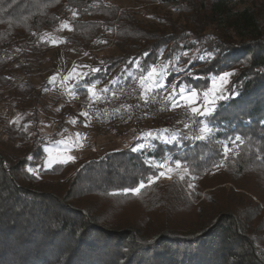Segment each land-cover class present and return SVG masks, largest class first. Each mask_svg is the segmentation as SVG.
Here are the masks:
<instances>
[{
  "label": "trees",
  "instance_id": "obj_1",
  "mask_svg": "<svg viewBox=\"0 0 264 264\" xmlns=\"http://www.w3.org/2000/svg\"><path fill=\"white\" fill-rule=\"evenodd\" d=\"M136 2L152 9L158 20L146 22L138 10L109 0H0V102L9 98L32 108L34 128L25 133L19 127L9 130L13 140H32L29 155L44 175H29V161L0 153V264H264V252L245 229L249 216L243 210L212 216L191 232L165 227L147 235L141 227L108 223L99 213L94 219L81 208L79 195L107 196L117 204L149 199L153 209L186 204L191 201L185 186L203 176L256 175L264 181V0ZM69 13L76 17L65 41L82 53L101 47L97 43L111 40L117 29L120 55L103 59L92 52L93 60L85 62L92 68L86 71L89 75L79 77L70 89L78 88L81 96H91L83 92L91 83L115 89L170 61L172 67L184 64V70L170 74L166 83H173L175 75V85L184 83L196 91L209 90L225 72L234 73L223 89L231 98L219 101L213 116H198L190 127L143 128L144 135H152L88 158L69 178V163L45 167L36 162L44 155L48 136L39 130L42 102L32 91L30 74L41 69L50 50L45 33L59 27ZM131 70H137L135 76ZM115 78L119 80L113 83ZM7 89L8 94L1 92ZM206 123L213 132L206 140H196L195 131ZM172 135L177 140L166 143ZM163 161L169 166L180 161L197 178L151 182ZM60 174L70 180L65 195L45 188L47 176ZM141 183L145 187L134 191ZM165 187L172 194L165 195Z\"/></svg>",
  "mask_w": 264,
  "mask_h": 264
},
{
  "label": "rangeland",
  "instance_id": "obj_2",
  "mask_svg": "<svg viewBox=\"0 0 264 264\" xmlns=\"http://www.w3.org/2000/svg\"><path fill=\"white\" fill-rule=\"evenodd\" d=\"M109 1L117 3L124 8H131L134 11L138 10L139 18L146 22H155L158 20L153 15L154 12L152 9L138 4L136 0ZM75 17L74 13H69V17L59 27L45 33L44 37L50 43V50L44 58L41 69L30 74L35 86V89L32 91L40 94V101L42 102V108H39V130L48 136L46 143L43 145V150H41V154L43 152L44 155L36 158V162L47 167L50 157L57 161L53 165L61 164L59 160L62 157L69 155L75 157L74 162H68L66 178L72 176V171L77 169L78 165L88 158L97 156L106 149L126 147L132 145L135 140H141L145 136L141 131L145 128L153 129L166 125L186 128L192 125L191 123L184 122V120H187L184 115L173 117L168 116L169 114L167 113H158L162 114L161 119L151 120L145 114L149 110L147 105L137 109L130 107L125 111L126 114L124 116L121 114L118 117L120 120H116L107 125H102L99 122L94 123L89 119L87 117L90 112L89 104L96 96L97 90L93 88V92L89 96L88 89L93 85H96L98 90H102V88L98 83H91L86 87L87 92L83 91L88 94L81 96V91L78 88L70 90L74 86L73 83L79 77L73 75L72 78H69V74L73 72V69L76 70V73H86V71L92 69L89 65L85 64L86 61H91L95 57L92 55V52L97 53L96 57L108 59L111 56L120 55V50L117 46V40L114 38L117 33L116 28H113V38L111 37V40H106L105 43L103 40L99 41L97 45H101V47H97L91 52L85 51L82 53L76 48V45L66 43L65 37L71 33V20ZM64 24H67L68 27L65 28L63 26ZM76 60L79 61L76 62ZM154 67L157 70L156 78L151 81L145 79L144 84L140 82L142 87L136 94H140L143 99H146L148 95H152L150 91L161 90L160 92L165 97H169V95L172 97V99L168 98L172 102L171 104L174 101L177 102L176 104H187L180 98L179 88L183 87L186 89L184 95H188L191 91L196 90L188 87V85L183 86L184 83H180V86L176 85V88L178 87L176 90L177 94L173 95L172 86L179 77L173 75L171 77L173 83H166L170 74L176 72L178 75L181 70H184V64H174V67H172L170 61H166L165 63H157ZM136 71L131 70L129 73L135 76ZM148 72L143 76L134 78H138L140 81L142 78L147 77ZM161 72L166 73V77H161ZM53 76L56 77L54 81L51 79ZM219 77L214 78L216 81L215 87L223 90L226 84L221 85ZM118 80L119 78L114 79V81ZM157 84L163 85V87H157ZM213 87L214 85L207 91L210 92ZM205 89L203 91H201L202 89L196 91L199 94L198 104L192 106H199V104L203 103ZM1 92L8 94L9 89ZM130 96H133V94ZM128 104L130 106V103ZM192 106H190V109ZM31 109L30 106L21 107L12 103L9 98L0 102V153L5 154L7 157H12V160L23 159L22 161H29L30 165L26 167L25 172L29 175L36 174L42 178L44 175L39 171V165L34 167V163L32 162L33 156L29 155V151L33 148L32 140L30 139L29 143L27 141L24 142L21 138L13 140L12 133L9 130L12 126L19 127V130L25 133V131L28 132L30 127L34 128V124L31 122ZM84 113H87V116ZM166 116L168 118L165 121L163 118ZM195 116L198 119V115L195 114ZM141 117L142 119H140ZM190 117L191 115L188 118ZM168 121H171V123H167ZM198 135H201L200 129L195 131V136ZM20 164L18 165L19 170ZM160 165H163V168L160 167L161 171L167 172L168 167L174 169L172 173L161 177L162 180L180 179L186 175L197 178V175L189 172L185 167L176 168V166H169L166 164V161L161 162ZM28 168H32L34 171L30 173L27 171ZM61 176V174L47 176L44 180H49V186L43 187L50 191L62 193V195L68 194L70 180L68 179L66 181ZM54 179L58 180L53 181ZM198 180L200 181L198 182ZM185 188L188 190V197L191 202L187 200L186 204L185 202L175 203L167 205L168 207H165V205L164 207L154 209L149 199L130 200V202L127 201L122 202V204H117L107 196L79 195L77 197L80 202L83 201L81 208L86 209L89 212V216L93 218L95 216L97 218L102 216L108 223L135 226L139 230L141 227L142 232L147 235H151L155 229L161 230L165 227L166 230L175 228V230L180 232L186 230V232H191L196 227L210 220L212 216L224 214L227 210L229 212L237 211L238 209L243 210L245 213H248L247 217L249 216L244 221L245 229L256 246L264 252V181L260 177L256 175H245L239 178H231V176H227L226 174L212 178L203 176L194 179L193 183L190 186L186 185ZM162 191L165 195L167 193L172 194L167 187L163 188ZM64 201L65 203L70 202V200ZM91 211L95 214H91ZM21 212L23 211L21 210ZM97 218L96 220L99 221Z\"/></svg>",
  "mask_w": 264,
  "mask_h": 264
},
{
  "label": "built area",
  "instance_id": "obj_3",
  "mask_svg": "<svg viewBox=\"0 0 264 264\" xmlns=\"http://www.w3.org/2000/svg\"><path fill=\"white\" fill-rule=\"evenodd\" d=\"M141 80H135L130 85H126L122 88L108 89V90H97L96 98L90 103L89 110L91 114V120L94 123L99 122L102 125L109 124V120H120L118 117L123 114H126V110L131 108H140L147 105L149 110L145 114L153 115L161 118L162 114L158 113H167L168 116H186L187 120H184L186 123H192V115H195L191 112L190 106L187 104H176L168 105V98L163 94H153V91H150L152 95H148L146 99H143L140 94L136 92L142 87ZM133 96H130L132 95ZM130 103V106L128 103ZM127 103V104H126ZM189 115H191L190 118ZM167 116L163 118L166 119Z\"/></svg>",
  "mask_w": 264,
  "mask_h": 264
},
{
  "label": "snow or ice",
  "instance_id": "obj_4",
  "mask_svg": "<svg viewBox=\"0 0 264 264\" xmlns=\"http://www.w3.org/2000/svg\"><path fill=\"white\" fill-rule=\"evenodd\" d=\"M65 28L68 27L67 24H64L63 25ZM201 59H203V57H201ZM93 71L95 72H98L100 71V69H94ZM234 73L232 72H225L223 73L220 77H219V81L221 83V85L223 84H227L230 82V77L233 75ZM75 75L77 77H87L89 75V73H76V70L73 69V72L69 74V78H72V76ZM157 76V70L155 67H153L151 69L150 72H148L147 74V77L146 78H142L141 79V83L144 84L145 82V79L151 81L153 79H155ZM160 76L161 77H166V73L164 72H161L160 73ZM51 79L54 81L56 79L55 76L51 77ZM116 81H113V83H115ZM215 84H216V81L213 80V89L209 92V91H205L203 93V103L202 104H199V106H192V105H197L198 104V100H199V94L196 92V91H191L190 94L188 95H184L186 89L181 87L179 88V95H180V98L185 101L187 103V105L189 106H192L191 107V112L198 115V116H201V117H211L214 115L215 111H216V106L218 104L219 101H225V100H228L231 98L230 95H225L223 90L221 89H218L217 87H215ZM95 87V85H93L91 88L88 89L89 92H93V88ZM157 87H163V85H159L157 84ZM173 95H176V85L174 84L173 86ZM94 94V93H93ZM169 99H172V97L170 96ZM176 101L173 102V107L176 106ZM85 116H87V113H84ZM200 132H201V135H198L195 137L196 140H199V141H203V140H206L209 138L210 134L213 132V128L209 125V124H204L201 129H200ZM146 136H151L152 133L151 132H148V133H145ZM177 140V136L176 135H172L171 136V139H165V142L166 143H173L174 141ZM235 141H239L240 143H243L242 139L240 136H236L235 137ZM237 147H239V145H236ZM139 147H143V145H139ZM134 151L135 150H138V149H133ZM230 149L228 148L227 145H225L224 147V151L225 153H227ZM75 160V157L73 156H67V157H62L59 162L61 163H68V162H74ZM57 161L56 160H53L49 159V162H48V167L51 168L52 165L54 163H56ZM159 167L163 168V165H160ZM181 167V162L180 161H177L176 162V168H180ZM28 172H33L34 169L32 168H28L27 169ZM174 171L173 168L171 167H168L167 169V172L165 171H160L159 172V175L157 176H154L152 178V181L151 182H156L158 181L161 177H165L167 176L168 174L172 173ZM185 171H187V169H185ZM183 179V177H181ZM145 187V185L143 183L140 184V186L138 188H135L134 191L136 192H139L141 188Z\"/></svg>",
  "mask_w": 264,
  "mask_h": 264
},
{
  "label": "bare ground",
  "instance_id": "obj_5",
  "mask_svg": "<svg viewBox=\"0 0 264 264\" xmlns=\"http://www.w3.org/2000/svg\"><path fill=\"white\" fill-rule=\"evenodd\" d=\"M135 80H138V78H133V79H131V80H129L128 82H126V83H124V84H122L120 87H117V88H122V87H125L126 85H130L132 82H135ZM94 88H97V86L95 85V87ZM115 89H116V87H115ZM155 90V89H154ZM161 90H155V91H153V94H163L162 92H160ZM96 98V96L94 97V99ZM93 99V100H94ZM92 100V101H93ZM92 103V102H91ZM172 102L168 99V105H173V104H171ZM86 108V107H85ZM90 111V110H89ZM140 115V114H139ZM135 116V115H134ZM142 116V115H141ZM146 116H149V118H151V120H153V119H161V118H159V117H157V116H153V115H148V114H146ZM89 119H91V114H90V112H89V115L87 116ZM129 117V116H128ZM138 117H140V116H138ZM140 119H142V117L140 118ZM196 116L195 115H192V123H195V121H196ZM144 120V119H143ZM149 120V119H148ZM165 121H166V119H164ZM114 121H116V120H109V124L110 123H112V122H114ZM142 121V120H141ZM147 121V120H146ZM155 121V120H154ZM164 121V122H165ZM167 123H171V121H168ZM165 124V123H164ZM116 126V125H115ZM167 126V125H166ZM104 128V127H103Z\"/></svg>",
  "mask_w": 264,
  "mask_h": 264
}]
</instances>
